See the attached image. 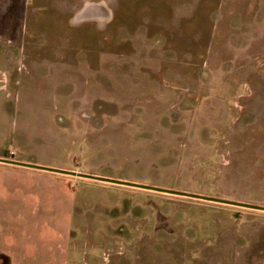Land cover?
Returning a JSON list of instances; mask_svg holds the SVG:
<instances>
[{"label":"rangeland","instance_id":"374dc122","mask_svg":"<svg viewBox=\"0 0 264 264\" xmlns=\"http://www.w3.org/2000/svg\"><path fill=\"white\" fill-rule=\"evenodd\" d=\"M2 196L6 257L264 264V0H0Z\"/></svg>","mask_w":264,"mask_h":264},{"label":"crops","instance_id":"0c3cea01","mask_svg":"<svg viewBox=\"0 0 264 264\" xmlns=\"http://www.w3.org/2000/svg\"><path fill=\"white\" fill-rule=\"evenodd\" d=\"M30 178H32L33 180H37L38 182H41V183H44L46 186L44 187V191L46 190V192H56V189L54 187V182L53 180L50 178V177H32V176H29ZM4 182H6V180L4 179ZM56 182V185L62 190V193H61V196L63 197V205L61 207H57L56 210H55V214L58 213V216L60 215V213L62 211H67L68 212V208H66V205L68 206L69 203L71 202V206L69 205V210L73 209V201H72V198H69L71 197L69 194H66L65 195V189H68L69 188L66 186V182H62L60 180H55ZM7 184V183H6ZM5 184V186H7ZM69 193L70 190H69ZM5 194V193H4ZM58 195V194H57ZM5 196V195H4ZM2 196L0 197V214L1 215H4L6 214L7 210L9 208H7L6 205V198ZM69 198V199H67ZM12 210H16L15 208L12 209ZM21 213V212H20ZM74 213V212H73ZM51 218L48 219V223L51 222ZM56 225L54 227H52L55 231H62V232H65V231H72V229H75V228H78L77 224H75V221L74 223H72L73 225H69V223L67 222H63V219H57L56 220ZM70 227H72L71 230ZM52 228L50 227L51 231ZM2 231H3V241L8 244H10V246L13 245V248L14 247H17V249H15V251H11V249L8 250L7 252V255L8 257H6L2 251V247L0 246V264H76L75 262L73 261H67L66 259V256H65V252L67 250L66 246L65 245H62L59 244L57 245V242L55 243L54 240L53 242L51 243H46V248L45 250H48V253L43 256V255H40V251L38 249V253H37V248L35 247H32L30 244H26L25 246H16L14 244L16 243H23L25 244L27 241L26 239H24L26 237V233H25V228H16L14 230L12 229H9L7 228L5 225L2 226ZM33 229H34V226H33ZM35 230V229H34ZM8 231H12V232H8ZM54 231V232H55ZM20 232V233H19ZM7 234V235H6ZM67 234V233H66ZM15 238V240H8L7 238L12 236ZM53 235V234H52ZM69 236V234H68ZM54 238V235L53 237H50V239ZM48 241V240H47ZM5 252V251H4Z\"/></svg>","mask_w":264,"mask_h":264},{"label":"water","instance_id":"95a60500","mask_svg":"<svg viewBox=\"0 0 264 264\" xmlns=\"http://www.w3.org/2000/svg\"><path fill=\"white\" fill-rule=\"evenodd\" d=\"M38 168H39V169H47V168H43V167H42V168H41V167H38ZM118 183H119V182H118ZM206 199H207V198H206Z\"/></svg>","mask_w":264,"mask_h":264}]
</instances>
